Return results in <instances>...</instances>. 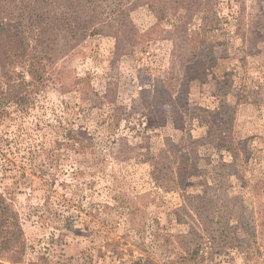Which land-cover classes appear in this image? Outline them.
I'll return each instance as SVG.
<instances>
[{"label": "rangeland", "instance_id": "374dc122", "mask_svg": "<svg viewBox=\"0 0 264 264\" xmlns=\"http://www.w3.org/2000/svg\"><path fill=\"white\" fill-rule=\"evenodd\" d=\"M153 2L1 111L22 264H264V0Z\"/></svg>", "mask_w": 264, "mask_h": 264}, {"label": "trees", "instance_id": "16d2710c", "mask_svg": "<svg viewBox=\"0 0 264 264\" xmlns=\"http://www.w3.org/2000/svg\"><path fill=\"white\" fill-rule=\"evenodd\" d=\"M130 1L0 0V114L10 106L27 102L23 96L27 88L38 89L44 84V70L39 68L41 61L61 53L67 45L70 48L69 41L74 45L87 35L111 34L118 39L125 34L126 12L138 3H147L157 19H161L155 0H133L128 8ZM77 21L80 22L78 29L75 28ZM215 22V18L213 21L202 18V31L212 30ZM205 57L213 63L210 52ZM24 73L30 81L24 80ZM24 250L18 220L0 194V260L22 264Z\"/></svg>", "mask_w": 264, "mask_h": 264}]
</instances>
